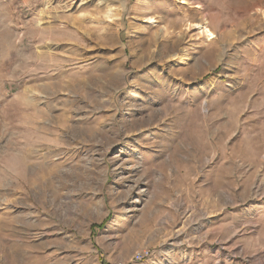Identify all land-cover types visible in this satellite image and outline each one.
<instances>
[{
	"label": "rangeland",
	"instance_id": "374dc122",
	"mask_svg": "<svg viewBox=\"0 0 264 264\" xmlns=\"http://www.w3.org/2000/svg\"><path fill=\"white\" fill-rule=\"evenodd\" d=\"M188 1L0 0V264H264V0Z\"/></svg>",
	"mask_w": 264,
	"mask_h": 264
},
{
	"label": "bare ground",
	"instance_id": "6f19581e",
	"mask_svg": "<svg viewBox=\"0 0 264 264\" xmlns=\"http://www.w3.org/2000/svg\"><path fill=\"white\" fill-rule=\"evenodd\" d=\"M178 2L181 5H189L190 4V2L188 0H178ZM195 7H199V5L196 4ZM197 29L200 32L204 33L207 36L208 40H213L216 38L215 33L208 27V25L206 23L198 24Z\"/></svg>",
	"mask_w": 264,
	"mask_h": 264
},
{
	"label": "built area",
	"instance_id": "2783aa9c",
	"mask_svg": "<svg viewBox=\"0 0 264 264\" xmlns=\"http://www.w3.org/2000/svg\"><path fill=\"white\" fill-rule=\"evenodd\" d=\"M148 254H149L148 251L140 250V251L135 252L129 261H115L109 264H136L140 262L141 260H143Z\"/></svg>",
	"mask_w": 264,
	"mask_h": 264
}]
</instances>
